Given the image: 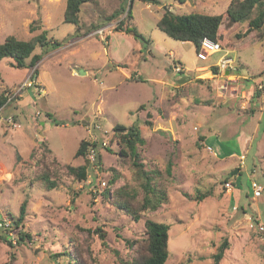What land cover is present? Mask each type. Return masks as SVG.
<instances>
[{"label":"rangeland","instance_id":"1","mask_svg":"<svg viewBox=\"0 0 264 264\" xmlns=\"http://www.w3.org/2000/svg\"><path fill=\"white\" fill-rule=\"evenodd\" d=\"M130 1L90 0L80 7L76 26L63 22L66 0H0V43L7 36L26 41L42 30L60 42L54 50L36 47L33 53L42 57L32 79L30 69L12 67L10 58L0 61V91H16L28 82L21 94L33 100L22 112L14 101L1 116L13 114L15 122L35 127L14 137L17 129L0 123V264L11 253L13 264H126L141 254L147 219L169 227L165 264H212L210 256L224 240L228 248L221 264H264V240L253 223L264 226V34L251 46L262 29L241 36L247 23L223 20V51L199 61L191 43L172 40L156 28L164 7L173 14L220 15L230 0L186 5L132 0L131 6ZM128 10L126 25L149 43L135 39L132 31L114 32ZM113 13L120 19L109 21ZM30 23L36 29L32 33ZM102 28L100 37L96 32ZM108 30L114 33L109 36ZM222 55L233 61L225 74L214 66ZM174 62L182 74L174 73ZM181 77L190 81L181 83ZM197 79L204 80V90L209 87L210 105L194 101ZM118 124L139 127L145 169L168 193L167 204L138 221L114 203L116 189L135 184L129 159L118 154L112 130ZM81 140L97 147L74 158ZM86 160L84 182L66 173V166ZM42 171L55 182L54 189L40 180ZM251 181L263 188L255 200ZM228 182L234 184L229 192ZM199 194L208 195L192 199ZM18 233L29 238L18 242Z\"/></svg>","mask_w":264,"mask_h":264},{"label":"trees","instance_id":"2","mask_svg":"<svg viewBox=\"0 0 264 264\" xmlns=\"http://www.w3.org/2000/svg\"><path fill=\"white\" fill-rule=\"evenodd\" d=\"M90 0H66V6L63 13V22L78 26L79 24V12L80 7ZM151 4H159L157 0H140ZM179 4H184L190 0H175ZM130 1V6L132 4ZM255 9V15L251 17L252 11ZM125 8L121 9V15H123ZM117 13H113L108 18L109 21L114 19H120L121 16ZM126 17L120 19L115 26V32H133L135 39L142 40L145 43H149L150 40H146L142 35L138 34L132 27L126 25V18H131L130 10L127 11ZM227 20L228 24H243L247 23L248 28L241 36L246 35L251 29L259 30L262 32L256 37L255 41H252L251 46L261 40L262 34H264V0H230L226 11L220 15H206L200 13L189 14H173L169 11L168 7H164V11L156 23V28L169 37L172 40L191 43L196 52L200 48V43L205 38L212 41L226 42L223 38H220V25L223 20ZM36 29L33 23L29 25V31L32 33ZM47 31L42 30L38 35L31 37L30 39L23 41L18 40L14 36H7L2 43H0V61L4 58L12 59L11 66L14 68H28L33 69L31 78L36 75V65L41 60V54H34L36 47L49 48L54 50L60 46V42L47 38ZM240 34H235L236 39L241 38ZM220 44V43H219ZM221 46V44H220ZM222 47V46H221ZM46 50V49H45ZM216 71L215 68L212 69ZM135 79V78H132ZM140 79L139 77L136 78ZM135 79V80H136ZM203 81L201 83H195L192 86L198 93V99L194 101L202 106L211 104L212 96H207L210 93L208 86L203 89ZM7 90L0 91V108L6 107L8 98L5 96ZM256 95L258 93H255ZM19 99V98H18ZM149 117V114H147ZM147 126H151V122L148 120L145 122ZM113 132L118 138L119 151L118 154L121 157L129 159L130 166L133 172V179L135 184L131 186H122L115 190L114 200L115 204L124 211L133 221H138L140 216L147 212H154L161 208L168 202V193L165 188L160 187L156 181L155 176L145 169V164L141 159V155L138 152V146L144 145L145 141L141 136L139 127L131 125L125 127L124 125H115ZM204 139L203 137H199ZM35 140V139H34ZM43 147V143L40 144ZM96 143H89L85 140L79 142V146L74 154V158L84 157L90 150H95ZM213 148V147H212ZM109 151V149H107ZM231 155V153H228ZM18 159V155L16 156ZM90 161L86 160L85 164L73 167L66 166V173L78 182H84L88 176V165ZM171 161L167 163L166 172L170 174ZM44 171H42L43 173ZM40 173V180L45 183L48 189H54L56 187L55 182L50 180V176L46 173ZM158 173V172H157ZM118 177L114 178L109 184H113ZM234 187V184H233ZM208 195V194H207ZM206 194H199L194 196L197 201H201L207 196ZM187 197V195H185ZM247 196V195H246ZM191 199V198H190ZM26 201L24 200L20 205V216L18 220H15L14 225L17 227L23 218L25 211ZM253 223L257 227L259 223L254 219ZM145 227V239L143 240V247L141 254L135 256L131 261L126 264H165L168 259V230L167 224L155 222L147 219L144 222ZM253 227V225H252ZM100 238L103 241V234L98 229ZM25 238H29L28 234L18 233V242L24 241ZM6 241L11 245V240L6 238ZM228 248V242L224 240L216 249V252L210 256L212 264H221L223 260L224 252ZM55 258V256H53ZM15 261V254L11 253L9 260L3 264H13Z\"/></svg>","mask_w":264,"mask_h":264},{"label":"built area","instance_id":"3","mask_svg":"<svg viewBox=\"0 0 264 264\" xmlns=\"http://www.w3.org/2000/svg\"><path fill=\"white\" fill-rule=\"evenodd\" d=\"M105 29H100L99 31L96 32V34L98 35H103ZM222 47L220 46V44L218 42L212 41L210 39L205 38L204 40H202V42L200 43V48L199 50L196 52V58L199 61H206L208 60V58H210L211 56L217 54V53H221ZM232 64L233 61L228 58L226 55H222L217 62L214 64V66L217 68L219 74H225L228 73V70L232 68ZM173 71L174 73L177 74H182L183 70L181 68L180 65H178L177 63L174 62L173 64ZM30 85V83H29ZM28 86V82L23 83L21 85V87H19L16 91H12V92H6L5 96L8 98L7 102L9 103L10 101H12L13 99L16 98V96H21V93L25 90V88ZM220 88H225V86H220ZM4 107L0 108V112L1 110H3ZM36 115H40V113H37ZM0 123L1 124H5V125H9L11 127L14 128H18L17 123L14 121V117L12 115H8L6 117H1L0 116ZM208 150H211L212 147L209 145L207 147ZM91 152L93 150H90ZM239 163L242 165L243 164V157H239ZM102 187L105 186V182L101 183ZM225 189L227 190V192L230 191V189L233 188V184L231 182L226 183L225 185ZM250 192H251V197L253 200L260 198L263 192V188L255 181H251L250 183ZM3 223V222H2ZM257 232L262 236V239L264 240V226L259 225L257 227Z\"/></svg>","mask_w":264,"mask_h":264},{"label":"crops","instance_id":"4","mask_svg":"<svg viewBox=\"0 0 264 264\" xmlns=\"http://www.w3.org/2000/svg\"><path fill=\"white\" fill-rule=\"evenodd\" d=\"M191 1V0H190ZM190 1H187V2H185L184 3V5H186V4H188ZM180 5H182V4H180ZM220 27H221V25H220ZM103 29V28H102ZM99 31V30H98ZM112 32V31H111ZM111 32L108 30V32L107 33H109V36H110V34H111ZM115 32V31H114ZM114 32H112V34L114 33ZM103 35H101L100 37H102ZM222 36V35H221ZM38 65V64H37ZM32 70L33 69H31V72H32ZM85 72V74L84 75H86L87 74V71H84ZM210 73V72H209ZM210 77L212 78V75L210 74ZM229 77H234V76H232V75H229ZM43 91L45 92V90L43 89ZM23 94V93H22ZM21 94V96L19 97V99H17V98H15V99H13L12 101H10L8 104H7V106L6 107H9L10 105H11V103H13L14 101H15V107H19V109H21V111L20 112H22V110H23V108L24 107H26L28 104H30V103H33L32 101V98L31 97H29V96H23ZM21 98V99H20ZM14 104V103H13ZM6 107H4V109L6 108ZM3 109V110H4ZM3 110H1V112H0V116H1V113H2V111ZM21 114H23V113H21ZM10 115H12L13 116V114H10ZM6 116V115H5ZM1 117H4V116H1ZM14 117V116H13ZM35 118V117H34ZM34 118H33V120H32V123H33V121H34ZM16 123H17V125H18V128H17V134H15L14 135V137H16V135H18L20 132H19V130H28L29 128H35L34 126H33V124H21V122L19 121V122H17L16 121ZM44 125V122L41 120L40 121V127L41 126H43ZM29 127V128H28ZM17 146H18V144H16ZM27 145V144H26Z\"/></svg>","mask_w":264,"mask_h":264},{"label":"water","instance_id":"5","mask_svg":"<svg viewBox=\"0 0 264 264\" xmlns=\"http://www.w3.org/2000/svg\"><path fill=\"white\" fill-rule=\"evenodd\" d=\"M84 74H85L84 71H79V75H84ZM185 81H190V78H189V77H181V79L179 80V82H181V83H182V82H185ZM194 82H195V83H201L202 81H201L200 79H197V80H195ZM99 157H100V155L97 154V155H96L97 160L99 159ZM237 172H238L237 169H236V170H233V171L231 172L230 176H234V175H236Z\"/></svg>","mask_w":264,"mask_h":264}]
</instances>
